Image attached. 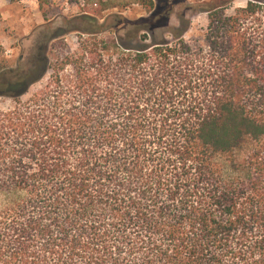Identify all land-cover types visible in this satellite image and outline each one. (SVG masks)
I'll use <instances>...</instances> for the list:
<instances>
[{
	"label": "trees",
	"instance_id": "1",
	"mask_svg": "<svg viewBox=\"0 0 264 264\" xmlns=\"http://www.w3.org/2000/svg\"><path fill=\"white\" fill-rule=\"evenodd\" d=\"M37 1L16 62L0 40V264H264V0L200 48L174 3Z\"/></svg>",
	"mask_w": 264,
	"mask_h": 264
},
{
	"label": "rangeland",
	"instance_id": "2",
	"mask_svg": "<svg viewBox=\"0 0 264 264\" xmlns=\"http://www.w3.org/2000/svg\"><path fill=\"white\" fill-rule=\"evenodd\" d=\"M100 1L108 5L128 6L129 9L125 12V16L130 19L146 16L141 7L133 4V0H54L50 18L54 19L59 16L73 18L81 15L83 11L101 18L118 12L117 9H114L101 14ZM229 2L232 0H155L158 5L175 4L176 14L171 18L173 27H178L181 24L180 17H186L190 29L184 38L194 48L204 47V33L208 27V13L206 11ZM248 2L249 0H234L231 3V8L244 7ZM0 11L2 14L0 40L8 57L14 63L24 53L25 48L29 46L26 39L43 29L46 22L37 0H23L16 3L11 2V0H0ZM168 38L170 42L174 41L171 36ZM65 39L72 51H76V35L69 34Z\"/></svg>",
	"mask_w": 264,
	"mask_h": 264
}]
</instances>
